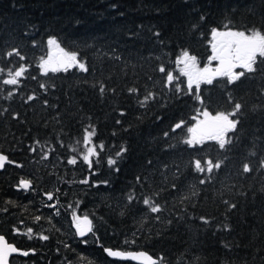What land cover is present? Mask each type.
I'll return each mask as SVG.
<instances>
[{"label":"trees","instance_id":"obj_1","mask_svg":"<svg viewBox=\"0 0 264 264\" xmlns=\"http://www.w3.org/2000/svg\"><path fill=\"white\" fill-rule=\"evenodd\" d=\"M213 28L264 32V0H0V67L23 63L29 69L18 88L0 83V152L9 157L0 170V232L31 250L26 257L13 254L12 264H139L109 257L104 248L143 249L169 264H264V71L234 84L227 77L202 83L201 104L175 63L183 50L207 62ZM49 37L78 53L89 71L73 67L42 75L38 64ZM13 47L25 61L4 58ZM161 64L178 77L170 87L158 71ZM100 82L115 92L101 96ZM149 92L155 99L141 107ZM28 95L37 99L25 103ZM230 99L243 105L237 130L227 137L231 143L224 150L215 141L186 145L194 116L205 109L230 112ZM181 120L185 126L172 132ZM89 124L96 129L93 142L104 145L91 170L80 161L67 163L77 154L72 147L83 150L76 142ZM122 147L127 151L117 157ZM44 151L47 160H41ZM197 158L223 161L210 183L199 184L205 176L193 171ZM244 163L253 171L244 173ZM85 178L87 184L79 182ZM21 179L31 188L19 187ZM47 192L56 199L49 201ZM144 197L163 210L149 212ZM225 200L237 207L229 210ZM74 212L92 220L93 233L77 235ZM29 227L32 239L23 234Z\"/></svg>","mask_w":264,"mask_h":264},{"label":"snow or ice","instance_id":"obj_2","mask_svg":"<svg viewBox=\"0 0 264 264\" xmlns=\"http://www.w3.org/2000/svg\"><path fill=\"white\" fill-rule=\"evenodd\" d=\"M203 19V17L201 18ZM225 28H228V25H224ZM158 36L159 33H156ZM211 55L208 57L209 63L212 61H218V66L213 69L209 66H205L202 69L197 67V58L194 55H190L188 50H183L180 55L176 57L175 63L180 67V74L187 78V90L189 94L196 97L199 103L203 104L204 101L199 95L200 86L202 83H207L211 85L214 78L216 77H227L228 84H234L241 80L242 77H245L247 73H255L257 71H264V68H259V64H264V32L259 29H248L246 31H220L217 28L211 29ZM47 52L45 56H41L38 64V68L42 75H48L49 72L56 73L60 71H68L70 68L77 67L79 70L88 72L89 68L86 65V62L82 59H78V53L66 51L61 47L60 42L56 37H49L46 41ZM33 47H37V44L33 42ZM12 57H17L19 61H25L26 57L21 54L19 48L13 47L11 50L4 53V58L11 59ZM259 58V59H258ZM241 68L244 71L235 72L234 69ZM28 67L25 64H18L15 69L8 68L7 71L5 68L0 67V74L5 73L7 78L0 81L3 85L14 86L18 88L21 85V81L27 77ZM158 71L164 74L165 86L170 87L174 84V81L178 79L173 72L167 71L164 64H161L158 67ZM31 79H37L36 76H31ZM95 86V85H94ZM195 86V87H193ZM47 85L44 83L40 84V88L47 89ZM98 91L103 96L106 91L115 92V89H109L107 86L100 82L98 85ZM130 94H135L138 92L136 88L128 89ZM176 91L180 92L182 89L177 85ZM14 95V91L10 90L7 93V96L10 98ZM37 99L35 95H28L25 98V103ZM155 99V93H147L143 100L139 101L141 107H144L149 100ZM233 103L232 111L230 112H217L212 114L208 110H204L200 115L204 117L203 120L198 121L195 126L188 127L187 132L190 134L189 137L184 140V143L189 147L196 145H203L205 141H215L218 144L219 149L224 150L226 144L231 143V139L227 138L230 132H235L237 130L238 124L240 123L235 117L242 111L243 105L239 102ZM47 105V101L44 102ZM124 113H121L123 115ZM18 118V116H14ZM119 123V121H117ZM186 122L181 120L175 123L171 128L172 132L182 129L185 126ZM96 134L95 126L89 124L83 129L82 141L77 140V144H83V150L78 151L76 147H72L71 151L77 153L67 159L69 165H76L78 161L83 162L88 165L89 169H92L94 163L93 157H98L100 152L104 150V145L101 143L99 145L93 142V137ZM165 137L169 136V132L164 133ZM61 147H64L63 142L61 141ZM35 145L43 147L39 140L35 141ZM32 152H36V147H30L29 149ZM51 151H54L52 149ZM127 151L126 148H121L116 156L119 157L123 152ZM49 158V152L44 151L41 153V160H47ZM5 162H8L6 155L0 154V168L4 167ZM109 165H114L116 160L113 158L108 159ZM149 163H151L149 161ZM223 164L222 160H213L211 158H197L192 161L193 171L202 174L205 178L199 180V184L203 185L205 183L211 182V174L214 171H219ZM21 166V165H18ZM260 168H264V160L260 161ZM242 170L244 173H250L253 171L250 168L249 164L244 163L242 165ZM137 183L142 182V178L137 176ZM80 183L87 184L89 181L87 178L79 181ZM106 183V182H105ZM19 187H22L25 190L31 188V181L21 179L19 182ZM173 191L178 190L176 183L171 185ZM57 191H59L57 189ZM196 193H193L195 195ZM47 199L52 201L56 199L52 192L45 193ZM159 195V193H156ZM189 197H183V199H188ZM128 202L132 203L135 199V196L129 194L127 197ZM224 204L228 207L229 210L235 209L237 205L228 200L223 201ZM143 205L146 209L153 213H160L163 208L162 205L153 200L150 197H144L142 199ZM47 207L55 208V204H49ZM58 214V211H57ZM159 219V216L156 217ZM73 219L75 223V228L77 234L80 237H84L87 233H93V222L88 218L87 215L81 218L77 216L75 212L73 213ZM201 221L208 223L207 218L200 217ZM34 220L36 222L41 220L40 216H35ZM21 224L23 221L20 222ZM19 232V229H16ZM29 239L33 238V229L29 227L25 233ZM39 238L42 240H48L49 237L43 233L38 234ZM86 243V241H84ZM125 243H128L125 241ZM68 247V245H65ZM31 250H20L15 247L13 244H10L6 241L3 235H0V264H10V256L12 254H19L23 256H28ZM104 252L109 257L121 258V259H130V260H141L142 264H162L163 257H160L158 260L153 259L151 256L147 255L144 252H128L122 250H113L111 248H104Z\"/></svg>","mask_w":264,"mask_h":264},{"label":"rangeland","instance_id":"obj_3","mask_svg":"<svg viewBox=\"0 0 264 264\" xmlns=\"http://www.w3.org/2000/svg\"><path fill=\"white\" fill-rule=\"evenodd\" d=\"M227 30H232V31H245V30H238V29H224V30H220V31H227ZM62 47V46H61ZM66 50V49H65ZM67 51V50H66ZM205 66H209V67H211V68H213V69H215L217 66H218V61H212L211 63H209V60H207V62H205V63H203V64H201V63H199L198 61H197V67L198 68H203V67H205ZM179 67V70H180V67H182V65L181 66H178ZM244 69H241V68H236V69H234V71L235 72H241V71H243ZM206 110V109H205ZM202 111H204V110H201V111H199L195 116H194V121H193V123L190 125V127H193V126H195V124L198 122V121H200V120H203L204 119V117L202 116V115H200L199 113H201ZM210 112V111H209ZM213 114V113H212ZM214 115V114H213Z\"/></svg>","mask_w":264,"mask_h":264},{"label":"water","instance_id":"obj_4","mask_svg":"<svg viewBox=\"0 0 264 264\" xmlns=\"http://www.w3.org/2000/svg\"><path fill=\"white\" fill-rule=\"evenodd\" d=\"M0 154L6 155L7 158H8V161H9V157H8L7 154H5L4 152H0ZM6 163H7V162H5V164H6ZM5 164H4V166H5ZM3 168H4V167H3ZM3 168H0V170L3 169ZM81 218H83V216H82ZM88 218H89V217H88ZM89 219H90V218H89ZM90 220H91V219H90ZM75 229H76V228H75ZM76 233H77V231H76ZM88 234H89V233H87L85 236H87ZM0 235H3L8 243L13 244L15 247H17L14 243L10 242V241L8 240V238H7L3 233L0 232ZM77 235H78V234H77ZM78 236H79V235H78ZM85 236H84V237H85ZM79 237H80V236H79ZM80 238H83V237H80ZM17 248L20 249V250H22V249L19 248V247H17ZM111 249H112V248H111ZM113 250H122V249H113ZM122 251H128V252H144V253H146L147 255L151 256L153 259H157V260H158L157 257L153 256L151 253H149L148 251L143 250V249H128V250H122ZM12 255H13V254H12ZM12 255L10 256V264H12V263H11V257H12ZM120 259H121V258H120ZM124 260H126V259H124ZM127 260H130V259H127ZM131 261H133V260H131ZM133 262H136V263L142 264V261H141V260H135V261H133ZM162 264H169V263H168V262H162Z\"/></svg>","mask_w":264,"mask_h":264}]
</instances>
